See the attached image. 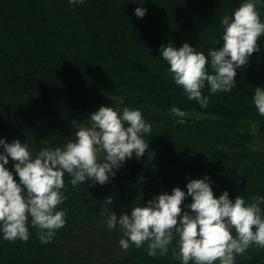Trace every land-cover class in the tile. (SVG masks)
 I'll return each mask as SVG.
<instances>
[{
    "label": "trees",
    "instance_id": "16d2710c",
    "mask_svg": "<svg viewBox=\"0 0 264 264\" xmlns=\"http://www.w3.org/2000/svg\"><path fill=\"white\" fill-rule=\"evenodd\" d=\"M242 2L0 0V139L26 143L35 157L63 147L74 136L72 121L87 124L101 106L138 108L152 126L144 156L133 154L107 184L86 181L73 190L65 175L67 200L58 210L67 222L51 243L41 244L30 223L27 242L0 233V264H179L175 240L164 257H149L146 246L121 249L119 226L108 229L100 215L103 201L113 197L109 211L119 216L174 188L186 193L190 180L205 176L216 198L224 191L232 200L264 197V146L252 147L258 134L264 137V117L252 103L255 88H264V36L260 53L237 69L236 88L202 90L205 109L175 85L159 51L188 43L207 56L221 46L210 43L222 36L220 20ZM137 7L147 10L142 18ZM258 11L264 22V0ZM173 106L187 113L185 123H177ZM5 167L19 182L13 162ZM191 202L186 197L182 211ZM235 264H264V249L249 248Z\"/></svg>",
    "mask_w": 264,
    "mask_h": 264
},
{
    "label": "clouds",
    "instance_id": "9594fccd",
    "mask_svg": "<svg viewBox=\"0 0 264 264\" xmlns=\"http://www.w3.org/2000/svg\"><path fill=\"white\" fill-rule=\"evenodd\" d=\"M85 2L68 0L72 6ZM260 5L261 0H243L230 16L224 15L220 40L213 37L210 41L221 46L209 49L207 56L188 43L179 49L171 43L161 45L167 74L201 109L209 105V97L202 94L206 86L211 94L230 93L237 87V69L246 67L249 58L260 53L258 41L264 36ZM146 11L137 7L134 14L142 18ZM252 103L264 117V88H255ZM170 112L179 118L187 115L175 106ZM87 121H72L73 138L63 147L42 148L35 157L26 143L0 139V233L5 241L27 242L30 223L41 244L51 243L67 222L66 212L58 210L67 200L63 191L66 174L73 190L86 181L93 182L90 187L105 185L133 154L139 159L148 150L144 137L151 133L152 126L138 108L124 107L121 112L101 106ZM9 158L19 182L5 167ZM186 189V193L177 187L170 195L158 194L146 206L133 207L119 216L109 211L108 206L113 204L109 196L102 203L100 215L106 217L108 229L119 226V246L125 251L133 245L138 249L146 246L149 257H164L175 240L173 259L179 264H235L236 257L249 248L264 249V197L253 196L246 202L237 195L232 200L224 191L216 198L207 176L190 180ZM186 197L192 202L187 205L188 211H182Z\"/></svg>",
    "mask_w": 264,
    "mask_h": 264
},
{
    "label": "rangeland",
    "instance_id": "374dc122",
    "mask_svg": "<svg viewBox=\"0 0 264 264\" xmlns=\"http://www.w3.org/2000/svg\"><path fill=\"white\" fill-rule=\"evenodd\" d=\"M264 146V137L261 134L256 136L255 143L252 145L253 148L260 149ZM3 151H0L2 153ZM9 162H12L11 158H9Z\"/></svg>",
    "mask_w": 264,
    "mask_h": 264
},
{
    "label": "water",
    "instance_id": "95a60500",
    "mask_svg": "<svg viewBox=\"0 0 264 264\" xmlns=\"http://www.w3.org/2000/svg\"><path fill=\"white\" fill-rule=\"evenodd\" d=\"M180 119H182V118H180ZM138 254V253H137ZM132 263H134V260H132Z\"/></svg>",
    "mask_w": 264,
    "mask_h": 264
}]
</instances>
